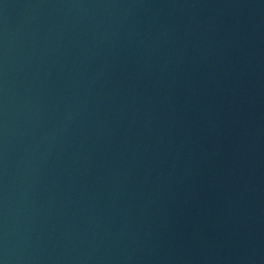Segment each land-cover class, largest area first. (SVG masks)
<instances>
[{
  "label": "water",
  "instance_id": "95a60500",
  "mask_svg": "<svg viewBox=\"0 0 264 264\" xmlns=\"http://www.w3.org/2000/svg\"><path fill=\"white\" fill-rule=\"evenodd\" d=\"M0 264H264V0H0Z\"/></svg>",
  "mask_w": 264,
  "mask_h": 264
}]
</instances>
